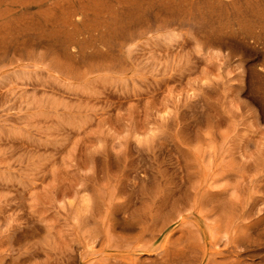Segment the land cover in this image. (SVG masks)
<instances>
[{"label":"rangeland","instance_id":"obj_1","mask_svg":"<svg viewBox=\"0 0 264 264\" xmlns=\"http://www.w3.org/2000/svg\"><path fill=\"white\" fill-rule=\"evenodd\" d=\"M60 1L79 31L49 2L0 17L47 30L0 41V264H99L123 237L156 259L170 233L264 264V0H98L109 27Z\"/></svg>","mask_w":264,"mask_h":264},{"label":"bare ground","instance_id":"obj_2","mask_svg":"<svg viewBox=\"0 0 264 264\" xmlns=\"http://www.w3.org/2000/svg\"><path fill=\"white\" fill-rule=\"evenodd\" d=\"M174 1L175 0H173V2ZM210 1L222 3V0ZM48 2L50 7L48 10H44L42 15H50L53 11L55 14L58 10V16L55 17L56 24H58L60 28L71 26L72 30L79 31L78 25L73 19V13L77 10L63 4L60 0H0V17L3 14H11L14 8L18 6H42ZM141 4L142 2L138 0H127V7L129 8L128 11L131 12L132 10H135L137 7L142 6ZM116 9H114L112 5L110 6L107 2L103 3L99 2L98 0H80V9L78 10H82L85 13L93 12L96 17H103L104 15L108 14L109 16L106 17L105 20L101 21V23L109 27L111 22L117 19L118 14L116 13ZM49 11L52 12L49 13ZM32 32H35V34H37V36L40 38L45 39L47 36V30L45 28H34L30 23L24 22L18 25L17 30H10L5 33L0 32V41L4 42V40H11L13 38L18 40L21 37L25 38L26 40L28 36L32 34ZM143 239L144 238H138L134 242H131L129 238L123 237V239H120L115 245V249H118V251L120 250V252L107 255L99 264H197L198 258L196 256L200 253H203L202 260L205 261L204 264H208L207 256L214 251L212 248V241L208 238V236H204L202 238V236L197 235V237H194L192 241L188 242V246L178 248L174 245L175 239H173V234L170 233L165 238L162 246H160L161 248L159 247L162 256L156 259H144L143 254L149 249L144 246L146 243H148V241L144 244ZM190 247L193 248V253L190 252ZM135 251L137 253H135ZM153 254H155V251L153 253L150 251V254L148 253L150 257H152ZM177 255H189L188 257L190 258L184 260L182 263H176L174 262V257ZM231 264H243V261L236 259Z\"/></svg>","mask_w":264,"mask_h":264}]
</instances>
